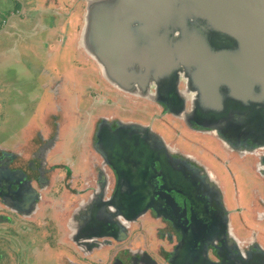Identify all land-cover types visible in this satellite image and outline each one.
I'll return each instance as SVG.
<instances>
[{"label": "flooded vegetation", "instance_id": "1", "mask_svg": "<svg viewBox=\"0 0 264 264\" xmlns=\"http://www.w3.org/2000/svg\"><path fill=\"white\" fill-rule=\"evenodd\" d=\"M191 62L179 61L168 85L150 76L146 95L90 74L100 109L84 121L78 164L73 107L68 123L51 127L47 113L23 140L0 143L1 241L11 245L28 221L42 245L31 243L27 264L47 251L64 264H264V131L248 111L206 112ZM54 201L64 215L45 209ZM11 248L26 264L20 236Z\"/></svg>", "mask_w": 264, "mask_h": 264}, {"label": "water", "instance_id": "2", "mask_svg": "<svg viewBox=\"0 0 264 264\" xmlns=\"http://www.w3.org/2000/svg\"><path fill=\"white\" fill-rule=\"evenodd\" d=\"M81 39L107 79L142 95L193 60L205 111H248L264 131V0H90Z\"/></svg>", "mask_w": 264, "mask_h": 264}, {"label": "rangeland", "instance_id": "3", "mask_svg": "<svg viewBox=\"0 0 264 264\" xmlns=\"http://www.w3.org/2000/svg\"><path fill=\"white\" fill-rule=\"evenodd\" d=\"M22 1L0 0V143L6 140L15 144L18 138L23 140V138L18 137L17 134L23 131V126L27 125V122L30 121L29 118L34 111H37V115H41L43 110H49L47 111V113H49L47 124L52 127L51 124L55 120H62L63 115L67 118L68 123L73 116L67 114V112L70 110V107H73L72 109L76 117H80V120L77 122L78 129L72 136L69 149L71 157L76 159L75 162L78 164L81 150L76 142H80L84 136L82 133L85 127L84 121L87 119L88 113L89 115H92L90 113L96 114L100 109L99 103L95 99L100 98L101 94L96 92L93 87L88 89V86H91L93 83V78L97 80L98 77H93L90 74L97 73L98 75L100 74V80L106 79L102 74L100 63L95 59L93 54L85 50L83 47V40L81 39L83 27L85 25L87 6L90 0L58 1L60 3L59 5H66L64 8L67 10V16L65 18L67 19V25L60 28V31L56 28L50 29L47 21L50 19L51 15L47 16V21L46 19L44 20V23L47 25L46 27L40 25L38 21L35 20H32L30 26L27 24L25 27L21 26L22 31L10 30V26L2 27L1 25L5 23V21H10L14 18V14L19 12L17 9H21L20 3ZM26 2L29 3L28 0H26ZM103 4L104 3L101 2L96 6L95 10ZM27 13L22 12L21 15L16 18L18 22L23 23L25 20L27 23L30 21V19H32V13L29 12L28 15H26ZM58 18L60 19L61 17L58 16ZM62 32L67 33V38H65V42L60 44L59 36ZM48 43L50 44L49 46L47 45ZM51 65H61L59 66L60 69L67 72V100L64 101V104L60 103L61 105L59 104L58 108L53 111V102H50V100L46 103L43 102L44 94L42 93V83L44 79L46 77L51 78V73L47 72V70H52L50 69ZM74 75H77V79H71ZM49 83V87L52 89L55 84L53 77L49 80ZM86 89H88V92ZM38 94H42L40 99H37V97H39ZM78 103L80 104L78 105ZM62 106L67 108V111L64 113L62 112ZM75 111L78 112L76 113ZM124 115L135 118L143 117L140 112H124ZM37 118L40 119V117H36V119ZM95 118L96 117H92L91 119L94 120ZM62 122H64V120ZM41 124L39 120H36L35 125L39 126ZM66 129L67 125L63 131L65 132ZM165 132L168 134L166 130ZM183 145L186 149L192 150V147H189L186 143ZM67 154H69V151ZM203 156L208 158L214 167H219V163L214 162L208 154L205 153ZM69 158L70 157L67 156V162H69ZM230 186L232 187L231 182ZM26 222L24 228L29 230H27V232L24 231L22 235L18 233V235L22 238L24 245V261L27 264L28 260L30 261L29 263H32V261L37 259L34 258L35 254L32 253L31 246L42 245V242H37V236L35 238L36 233L31 230L33 229L35 231L36 226L31 227V224L29 223L28 225V221ZM235 223H237V221H235ZM40 229L42 230L44 228L40 227ZM45 234V232H42L40 239L43 238ZM19 236L9 237L10 241H12V243H10L11 245H9V243H3L1 241L2 238L0 234V264H17L15 251L7 250L13 249L11 247L19 246ZM45 242H47V240H45ZM38 259L42 262L41 264H64V261H60L57 254L53 251L41 253Z\"/></svg>", "mask_w": 264, "mask_h": 264}, {"label": "crops", "instance_id": "4", "mask_svg": "<svg viewBox=\"0 0 264 264\" xmlns=\"http://www.w3.org/2000/svg\"><path fill=\"white\" fill-rule=\"evenodd\" d=\"M23 1L25 2L26 6L24 7L22 11L24 13L31 12L32 19H30V21H28L27 23L25 22V20L23 23L18 22L16 18L21 15V12H20V14L16 15V17L12 18V20H10L9 23L5 25V27L10 26V30H14V31L21 30L22 31L21 26L25 27L26 24L30 26L32 20L38 21L40 25H43L44 27H46L47 25L46 23H44L45 22L44 20L46 19L47 21V16H50V15H51L50 19L47 21V23L50 26V29L56 28L57 30L60 31L61 30L60 28H63L64 26L67 25L66 23L67 19H65L67 16V10L64 8V6L66 5L64 4L59 5L60 3L58 1L60 0H28L29 3H27L26 0H23ZM28 13L26 15H28ZM55 15H58L61 18L59 19L58 16H55ZM65 38H67V33L62 32L59 36L60 44L66 41ZM47 45L49 46L50 44L48 43ZM59 66L61 65H57V66L51 65L50 69L52 70H47V72L51 73V78L46 77L42 83V89H43L42 93L44 94L43 102L46 103V102H49V100L50 102H53L52 110L56 109V107L59 106L60 103L64 104V101L67 100V94H66L67 93V72L65 70H61ZM52 77L55 81V84L53 88L51 89L49 87L50 86L49 80H51ZM71 79H77V75L72 76ZM40 97H42V94L39 95L37 99H40ZM47 111L49 110H43V113L41 112V115H37V111H34V113L29 118L30 121L27 122V125H25L23 129V132H22L23 136L25 135L28 136L29 133L32 134L33 131L32 132L29 131L28 130L29 127L33 125L34 123H36V120H39L38 118L36 119V117H40L41 119H43L44 116H46ZM49 205L52 207V208L50 207V210L51 211L53 210L52 212L57 214L58 216L64 215V213L67 211L66 208L65 209L62 208L63 204L61 203V201L60 202L54 201V203H47L45 209ZM60 222H62V220H60Z\"/></svg>", "mask_w": 264, "mask_h": 264}]
</instances>
